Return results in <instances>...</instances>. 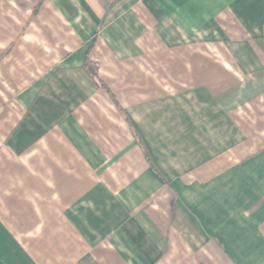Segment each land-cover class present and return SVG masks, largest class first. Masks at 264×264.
Masks as SVG:
<instances>
[{
	"label": "crops",
	"instance_id": "crops-1",
	"mask_svg": "<svg viewBox=\"0 0 264 264\" xmlns=\"http://www.w3.org/2000/svg\"><path fill=\"white\" fill-rule=\"evenodd\" d=\"M0 264H264V0H0Z\"/></svg>",
	"mask_w": 264,
	"mask_h": 264
},
{
	"label": "trees",
	"instance_id": "trees-1",
	"mask_svg": "<svg viewBox=\"0 0 264 264\" xmlns=\"http://www.w3.org/2000/svg\"><path fill=\"white\" fill-rule=\"evenodd\" d=\"M84 66L86 67V70L88 71L87 73L90 74V76L95 79L96 81H98V78H97V68H96V65L93 61L91 60H86V63L84 64Z\"/></svg>",
	"mask_w": 264,
	"mask_h": 264
}]
</instances>
